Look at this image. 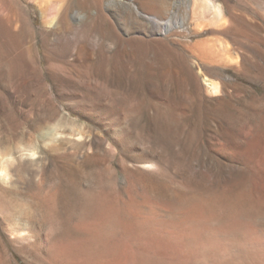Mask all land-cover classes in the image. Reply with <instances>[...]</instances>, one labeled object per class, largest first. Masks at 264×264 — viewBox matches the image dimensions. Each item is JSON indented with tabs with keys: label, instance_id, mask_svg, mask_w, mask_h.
<instances>
[{
	"label": "rangeland",
	"instance_id": "rangeland-1",
	"mask_svg": "<svg viewBox=\"0 0 264 264\" xmlns=\"http://www.w3.org/2000/svg\"><path fill=\"white\" fill-rule=\"evenodd\" d=\"M152 1L0 0V264H264V0Z\"/></svg>",
	"mask_w": 264,
	"mask_h": 264
},
{
	"label": "bare ground",
	"instance_id": "bare-ground-1",
	"mask_svg": "<svg viewBox=\"0 0 264 264\" xmlns=\"http://www.w3.org/2000/svg\"><path fill=\"white\" fill-rule=\"evenodd\" d=\"M86 1L85 3L87 4V8L90 11L92 7H96L98 10H101L104 4V0H84ZM185 1V0H184ZM188 1V0H187ZM194 2V7H190L187 6L188 11H189V7L190 10L193 11V13L196 15H201V17L205 18L206 21L208 23H211L214 19V21L216 20H220L223 21L224 20V16L227 10L231 11L232 13L237 10V7L232 5L231 0H226V4L225 7H222L221 5L217 4L215 2V0H192ZM55 2V0H54ZM73 3V2H72ZM172 3V2H171ZM60 4V3H58ZM85 4V5H86ZM184 4V3H183ZM57 5V4H56ZM70 5V4H69ZM179 5V4H178ZM176 6V4H175ZM193 6V5H192ZM151 7L154 10H158V11H165L166 9L169 8V4L167 1L163 0L161 2H159L158 0H153L151 3ZM49 9V8H48ZM53 9V8H52ZM174 9V8H173ZM94 11V10H93ZM171 11V10H170ZM49 12V11H48ZM82 11L78 10L77 13H80ZM246 12V11H245ZM87 13V12H86ZM164 13V12H163ZM72 15V14H71ZM64 16V15H63ZM200 17V16H199ZM241 17V16H240ZM152 18H155L154 16ZM227 18V17H226ZM63 19V18H62ZM204 19V20H205ZM216 19V20H215ZM238 21L237 17H233L234 21ZM70 21V20H69ZM203 21V20H202ZM213 21V22H214ZM237 21L235 23H237ZM218 22V21H217ZM166 25V24H165ZM171 23L168 22L166 25L167 30L171 29ZM235 24H233L234 26ZM238 25V24H237ZM263 38V37H262ZM205 44V52L208 54H211L212 50H213V44L211 40H206V42H204ZM219 44V43H218ZM222 44V43H221ZM225 49H228V43H223L222 44ZM221 47V46H220ZM38 48V47H37ZM39 49V48H38ZM224 49V50H225ZM37 50V49H36ZM228 51V50H227ZM218 55V54H217ZM211 57V56H210ZM208 86L210 88H212L213 90H217V86L215 84H213L212 82L204 79ZM151 168V167H150ZM153 169V168H152Z\"/></svg>",
	"mask_w": 264,
	"mask_h": 264
},
{
	"label": "clouds",
	"instance_id": "clouds-1",
	"mask_svg": "<svg viewBox=\"0 0 264 264\" xmlns=\"http://www.w3.org/2000/svg\"><path fill=\"white\" fill-rule=\"evenodd\" d=\"M77 18L83 20L85 14L77 13ZM101 43L102 41L99 36L91 40V44L96 48H99ZM108 46L113 47L111 44ZM43 159L44 152L42 146L39 144L18 142L12 150L0 149V184L5 187L9 186L15 178L13 170H18L20 164L26 163L31 165L41 163Z\"/></svg>",
	"mask_w": 264,
	"mask_h": 264
}]
</instances>
